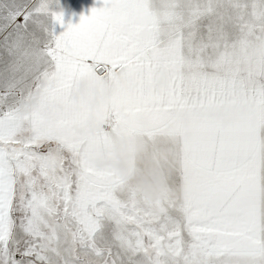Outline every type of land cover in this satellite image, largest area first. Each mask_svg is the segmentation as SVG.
Returning a JSON list of instances; mask_svg holds the SVG:
<instances>
[{
    "label": "snow or ice",
    "instance_id": "snow-or-ice-1",
    "mask_svg": "<svg viewBox=\"0 0 264 264\" xmlns=\"http://www.w3.org/2000/svg\"><path fill=\"white\" fill-rule=\"evenodd\" d=\"M85 76L109 130L77 136ZM113 133L168 169L157 199L89 162ZM0 264H264V0H0Z\"/></svg>",
    "mask_w": 264,
    "mask_h": 264
},
{
    "label": "clouds",
    "instance_id": "clouds-1",
    "mask_svg": "<svg viewBox=\"0 0 264 264\" xmlns=\"http://www.w3.org/2000/svg\"><path fill=\"white\" fill-rule=\"evenodd\" d=\"M166 80L167 73L161 71L155 78L157 92L164 87ZM39 85L38 89L33 90L30 99L26 98L19 102L18 108L21 113L26 114L32 106L38 104L44 89L50 87L51 82L42 78ZM112 94V86L85 76L73 83L68 94V101L77 110L83 102L95 113ZM228 102L239 106L246 103V100L243 96L237 95L230 98ZM215 115L225 123L231 118L225 112H217ZM105 126V123L90 117L86 122V127L78 129V134L84 132L89 135L102 134L106 131ZM142 152H145V142L140 136L118 135L114 144L110 141L103 149L91 153L88 160L97 168L112 169L123 182L131 183L142 198L152 201L164 191L168 169L161 162L154 161L150 152L140 156Z\"/></svg>",
    "mask_w": 264,
    "mask_h": 264
},
{
    "label": "crops",
    "instance_id": "crops-1",
    "mask_svg": "<svg viewBox=\"0 0 264 264\" xmlns=\"http://www.w3.org/2000/svg\"><path fill=\"white\" fill-rule=\"evenodd\" d=\"M102 3H103V0H75L74 3H73V5H72V7H71V9H70V12H69L68 22L78 23L81 15H88V14H90L91 9L93 7H100V6H102ZM151 90L156 91L155 90V80L153 81V83L151 85ZM52 107L53 108H57V105H53ZM87 109L89 111V117H88V119L90 117H94L98 122L104 123L103 121L97 119V117L95 115L100 109L97 110L95 113H93L88 107H87ZM87 120L81 126H78V127H76V128L73 129V132H74L75 135H77V136H86V135H89L87 132H84L83 134H78V129H82V128H85L86 127ZM105 128H106V131L109 130L107 126H105ZM118 135L134 136V134H118ZM118 135L115 136L114 133L112 134V140H111V142L113 144L115 143L116 137Z\"/></svg>",
    "mask_w": 264,
    "mask_h": 264
},
{
    "label": "rangeland",
    "instance_id": "rangeland-1",
    "mask_svg": "<svg viewBox=\"0 0 264 264\" xmlns=\"http://www.w3.org/2000/svg\"><path fill=\"white\" fill-rule=\"evenodd\" d=\"M74 1L75 0H60L61 6H62L63 11H64V17H65V21L66 22H68L69 12H70V9H71ZM137 135L140 136L143 139V141L145 142V140H144V138H143L142 135H140V134H134V136H137ZM146 152H150L151 153V157H152V159L154 161H159V162L162 163L161 160H159V159H157V158L154 157L153 152L151 151V149L149 147H147L146 142H145V152H142L139 155L140 156H143V155H145Z\"/></svg>",
    "mask_w": 264,
    "mask_h": 264
}]
</instances>
